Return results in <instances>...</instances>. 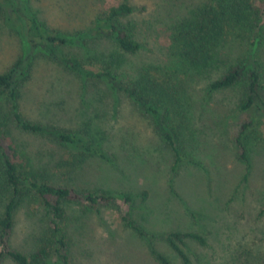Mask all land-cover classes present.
Listing matches in <instances>:
<instances>
[{
  "label": "rangeland",
  "instance_id": "obj_1",
  "mask_svg": "<svg viewBox=\"0 0 264 264\" xmlns=\"http://www.w3.org/2000/svg\"><path fill=\"white\" fill-rule=\"evenodd\" d=\"M223 1L0 0V73L18 58L31 62L26 75H19V111L44 126L95 140L107 156L82 154L51 135L24 132L4 116L6 106L1 105L0 134L13 160L40 181L79 191L125 192L132 198L130 205L121 199L97 207L63 203L70 264H159L150 245L173 264H182L164 238L170 231L205 236V246L185 239L183 249L192 264H264V113L239 109L245 79L228 89H209L236 63L245 72L258 65L264 87V0H249L244 10L238 3L229 9L230 26L207 47L213 55L209 64L194 67L180 55L179 32L203 9L229 4ZM122 2L132 11L117 23L139 42L134 53L121 50L104 27L95 30L108 9ZM30 18L68 37L86 34L80 43L58 46L59 53L82 59L86 68L115 72L118 84L151 78L164 86L151 103L171 118L166 129L176 135L183 154L177 168L172 167L173 151L140 103L110 81L81 76L32 47L27 41ZM251 119L244 135L247 169L237 157L234 137ZM73 159L79 161L69 169L67 161ZM2 164L0 156V215L11 197ZM50 218L26 192L17 207L11 245L29 254L42 241L53 244ZM3 264L14 263L5 259ZM44 264L63 263L53 253Z\"/></svg>",
  "mask_w": 264,
  "mask_h": 264
},
{
  "label": "trees",
  "instance_id": "obj_2",
  "mask_svg": "<svg viewBox=\"0 0 264 264\" xmlns=\"http://www.w3.org/2000/svg\"><path fill=\"white\" fill-rule=\"evenodd\" d=\"M223 0H219V3ZM229 4L225 7L219 4L218 8H205L196 15L195 20L190 24V27L179 32L181 39L180 55L187 59L194 67H202L209 64L213 55L207 48L208 45L218 38L219 34L224 33L230 26V21L233 17L228 11L233 7L236 8V3L240 5V10H244L245 5L249 0H227ZM237 1V2H235ZM239 1V2H238ZM224 2V1H223ZM237 4V5H238ZM227 9V10H226ZM232 9V8H231ZM132 7L122 2L116 6H111L102 19L101 24L95 26V30L104 27L106 32L110 34L118 44L119 48L125 52L134 53L139 49V42L117 23V18L129 14ZM241 15V13H238ZM238 20V18H237ZM27 41L32 47H39L51 59L65 65L67 68L75 71L84 77L104 78L110 81L117 89L123 90L128 97L138 101L141 107L148 112L156 123V129L164 136L168 146L174 153L173 169L177 168L180 161L183 159L180 147L175 139L166 128L171 120L168 113L161 112L152 103L156 102L155 96L164 93V86L157 84L151 78L135 82L130 81L129 85L118 84L115 72L110 70L97 71L86 68L82 59L75 56H64L59 53L58 46L64 43H80L84 40L86 34H77L72 37L59 32L55 29H47L37 23L33 18L27 21ZM112 65V63H110ZM31 62L23 58H18L15 62L3 73H0V106H6L4 116L10 118L16 127L20 130L33 134H48L61 145L80 148L79 152L88 155H98L102 158H107L101 148V144L95 140L86 141L80 135L57 127L44 126L42 123L32 121L19 111L18 108V85L20 84V76H25ZM110 68V65L109 67ZM145 78V77H143ZM245 79L246 85L244 94L240 100L239 109L247 111L251 108H257L264 113V87L262 84V76L258 65L253 64L245 72L242 63L230 65L220 77L212 80L209 84L210 90H224L233 87L239 81ZM166 89V88H165ZM158 94V95H157ZM152 102V103H151ZM3 108V107H2ZM166 110L168 108H165ZM3 110V109H2ZM1 116V114H0ZM254 119L243 123L239 133L234 137L237 157L247 164L249 169V156L246 146L245 133L253 124ZM1 133V130H0ZM3 138L0 134V156L3 160L4 185L10 190L11 197L4 205L2 214L0 215V264H3L5 259L10 260L14 264H44L50 256L55 253L63 264H70L67 254V237L64 234L61 225L65 217L64 202H80L89 207H97L100 204H108L110 201L121 199L126 204L132 203V198L125 192L108 193L99 190H76L73 187L53 184L37 179L33 171L28 176L24 174V166H19L8 152L7 147L3 143ZM79 161V160H77ZM75 159L67 161L68 168L77 164ZM67 165V164H66ZM33 193L40 201L41 205L46 209L51 216L48 222V230L52 233L54 243L42 241L29 254L14 248L11 245V235L15 225L16 211L20 199L25 193ZM146 191H144V195ZM139 234H143L139 227L131 224ZM169 246L181 258L182 264H192L190 257L184 251L183 245L185 239H193L200 245L205 246L207 240L205 236L196 232L170 231L164 235ZM150 253L159 264H173L168 255L158 251L150 245Z\"/></svg>",
  "mask_w": 264,
  "mask_h": 264
}]
</instances>
